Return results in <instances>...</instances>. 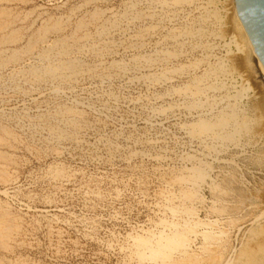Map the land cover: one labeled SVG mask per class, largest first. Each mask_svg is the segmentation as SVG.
<instances>
[{"label":"rangeland","instance_id":"374dc122","mask_svg":"<svg viewBox=\"0 0 264 264\" xmlns=\"http://www.w3.org/2000/svg\"><path fill=\"white\" fill-rule=\"evenodd\" d=\"M0 10V264H162L139 239L174 232L171 264H264L246 254L264 239V80L235 0Z\"/></svg>","mask_w":264,"mask_h":264},{"label":"bare ground","instance_id":"6f19581e","mask_svg":"<svg viewBox=\"0 0 264 264\" xmlns=\"http://www.w3.org/2000/svg\"><path fill=\"white\" fill-rule=\"evenodd\" d=\"M235 5H236V1H235ZM236 11H237V15H238L239 19L241 20L239 14H238L237 6H236ZM241 22H242V20H241ZM5 24H6V22H5ZM5 24H2V25H5ZM242 25L244 26L243 22H242ZM244 28H245V26H244ZM244 28L242 27L244 32L246 31L245 33H246V36L251 43L250 45H252L254 52H256L254 44H253L247 30H246V28L245 29ZM1 29H3V27ZM221 121H223V120H221ZM9 218L10 217H8V215L5 212L0 213V237H1V239L7 238L8 235H10V231L12 230L11 228H12L13 223ZM211 231H213V230H211ZM184 237H186L184 232H174L172 235L160 237L157 241L150 240V238H148V239L142 238V239H139L138 246L140 245V247L142 246L143 248L148 249V251L150 253V257H152L153 259H160L162 264H171L172 262H174L173 253L175 252V250H177V248L184 241V239L186 240V238H184ZM183 243L185 244V241ZM258 249H259V251L261 250L264 253V239L261 241L260 245L256 246V248H251L249 250H246L247 251L246 254L249 255V257H250V255L252 256L253 252L257 251Z\"/></svg>","mask_w":264,"mask_h":264},{"label":"water","instance_id":"95a60500","mask_svg":"<svg viewBox=\"0 0 264 264\" xmlns=\"http://www.w3.org/2000/svg\"><path fill=\"white\" fill-rule=\"evenodd\" d=\"M238 14L254 44L252 58L264 80V0H235Z\"/></svg>","mask_w":264,"mask_h":264}]
</instances>
